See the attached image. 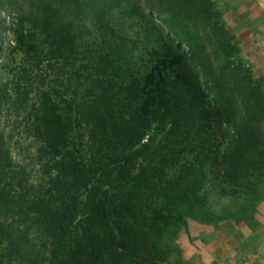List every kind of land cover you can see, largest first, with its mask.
Instances as JSON below:
<instances>
[{
    "label": "trees",
    "instance_id": "trees-1",
    "mask_svg": "<svg viewBox=\"0 0 264 264\" xmlns=\"http://www.w3.org/2000/svg\"><path fill=\"white\" fill-rule=\"evenodd\" d=\"M115 11L151 28L137 56ZM221 17L212 0H0V264H164L194 221L257 214L264 80ZM8 106L28 111L38 181Z\"/></svg>",
    "mask_w": 264,
    "mask_h": 264
},
{
    "label": "rangeland",
    "instance_id": "rangeland-1",
    "mask_svg": "<svg viewBox=\"0 0 264 264\" xmlns=\"http://www.w3.org/2000/svg\"><path fill=\"white\" fill-rule=\"evenodd\" d=\"M214 5L221 12V19L228 31L233 34L235 37V44L239 47L241 52V57L244 63H246L256 75L264 80V0H212ZM10 17L7 16V21H10ZM113 21L116 24L117 29L124 36L129 37L127 44L129 45L130 54L133 53V48L135 44H138L139 51H142V48L145 47L146 42L151 37V28L144 20L137 17H124L119 14L118 11H115L113 15ZM192 22L189 21L187 24L183 25L185 29H192ZM92 41V40H91ZM2 44L4 46V53L9 54L10 46H12V35L7 34L2 37ZM11 58V57H10ZM9 64H12L11 59ZM16 64L23 62V56L21 54H16L15 56ZM47 82L55 78L50 74ZM34 76V75H33ZM10 76L4 75L2 79L8 80ZM51 82V81H50ZM38 84L33 82L32 88L35 90ZM34 100V95H33ZM7 109H10L8 106L3 110L1 114V125L7 133H12L14 138L11 143V152L13 158L16 162L25 163L29 165V172L32 177L31 180L38 181L40 177V170L37 164L35 163V154L34 151L37 146V142L32 137H28L26 133V127L28 123V111L21 112L17 114L15 109L11 110L7 114ZM19 141V142H17ZM27 147L21 149L20 146ZM211 190V189H210ZM220 192L214 191L212 189L209 193V198H211V205L219 214H224L222 211L224 206L231 208L230 210H236L237 207L233 206V201L227 200L220 195ZM242 201L243 198H240ZM229 201V202H228ZM261 203L264 202V197L260 200ZM230 203V204H229ZM261 206V204H260ZM263 209V208H262ZM257 215V214H256ZM256 215L252 218L248 216L245 219V222L237 223L234 217L227 216L225 227H220L218 230H221L222 235L226 233L228 235L234 233L237 235V239L245 243V249L240 257H235L234 264H242L245 261H252L253 264H257V259L251 254L252 246L256 247V244L259 242L260 245L264 244V215L263 221L258 218H255ZM197 225H203L200 222L194 221ZM202 232L203 231H198ZM260 234L262 237H257ZM259 238V240H258ZM185 239H191L189 228H183L180 232L179 237L177 238L176 245L177 251L172 253L168 261L164 264H179V261L182 259L181 242ZM183 244V242H182ZM204 253V252H200ZM192 255V254H191ZM189 255V256H191ZM236 255V254H235ZM188 256V257H189Z\"/></svg>",
    "mask_w": 264,
    "mask_h": 264
},
{
    "label": "crops",
    "instance_id": "crops-1",
    "mask_svg": "<svg viewBox=\"0 0 264 264\" xmlns=\"http://www.w3.org/2000/svg\"><path fill=\"white\" fill-rule=\"evenodd\" d=\"M263 215L264 202L261 203L255 218L263 221ZM224 223L226 222L222 221L217 226L205 224V226L199 225L193 228L190 231L191 239L183 240V244L181 242V250L184 252H182L183 256L179 264H234V258L242 255L245 243L237 239L234 233L230 235L226 233L223 236L221 230L218 229L225 227ZM256 236L262 237L263 235L256 233ZM251 254L257 259V264H264V244L260 245L258 242L256 247L252 246Z\"/></svg>",
    "mask_w": 264,
    "mask_h": 264
},
{
    "label": "built area",
    "instance_id": "built-area-1",
    "mask_svg": "<svg viewBox=\"0 0 264 264\" xmlns=\"http://www.w3.org/2000/svg\"><path fill=\"white\" fill-rule=\"evenodd\" d=\"M242 264H253V262L248 260V261L243 262Z\"/></svg>",
    "mask_w": 264,
    "mask_h": 264
}]
</instances>
